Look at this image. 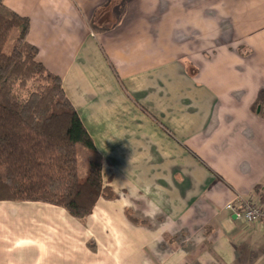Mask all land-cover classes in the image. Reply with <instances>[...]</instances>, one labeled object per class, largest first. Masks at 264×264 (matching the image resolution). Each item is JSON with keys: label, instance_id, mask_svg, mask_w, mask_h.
Masks as SVG:
<instances>
[{"label": "crops", "instance_id": "0c3cea01", "mask_svg": "<svg viewBox=\"0 0 264 264\" xmlns=\"http://www.w3.org/2000/svg\"><path fill=\"white\" fill-rule=\"evenodd\" d=\"M2 5L28 18L117 198L84 221L0 201V264H264V229L226 209L264 203V0Z\"/></svg>", "mask_w": 264, "mask_h": 264}, {"label": "trees", "instance_id": "16d2710c", "mask_svg": "<svg viewBox=\"0 0 264 264\" xmlns=\"http://www.w3.org/2000/svg\"><path fill=\"white\" fill-rule=\"evenodd\" d=\"M28 28V18L0 0V201L43 202L84 221L99 198L117 195L103 186V158L61 78L37 60ZM14 30L18 36L6 53ZM126 215L135 221L129 210Z\"/></svg>", "mask_w": 264, "mask_h": 264}, {"label": "built area", "instance_id": "2783aa9c", "mask_svg": "<svg viewBox=\"0 0 264 264\" xmlns=\"http://www.w3.org/2000/svg\"><path fill=\"white\" fill-rule=\"evenodd\" d=\"M226 209L233 212L242 222L260 225L264 229V203L255 204L238 196L226 205Z\"/></svg>", "mask_w": 264, "mask_h": 264}, {"label": "rangeland", "instance_id": "374dc122", "mask_svg": "<svg viewBox=\"0 0 264 264\" xmlns=\"http://www.w3.org/2000/svg\"><path fill=\"white\" fill-rule=\"evenodd\" d=\"M117 15H118V14H117ZM17 36H18V30H14V31L12 32V34H11V36H10V38H9V40H8V42H7V44H6V46H5V52H6V53H9V52H10L11 48H12L13 45H14V42H15Z\"/></svg>", "mask_w": 264, "mask_h": 264}]
</instances>
